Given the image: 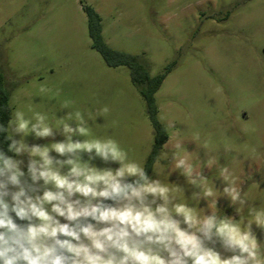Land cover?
<instances>
[{
	"label": "rangeland",
	"instance_id": "374dc122",
	"mask_svg": "<svg viewBox=\"0 0 264 264\" xmlns=\"http://www.w3.org/2000/svg\"><path fill=\"white\" fill-rule=\"evenodd\" d=\"M86 5L99 13L110 47L138 55L151 76L171 66L155 94L169 138L149 176L200 218L214 213L245 228L264 211V0H0L11 119L19 110L34 123L40 113L57 132L55 140L29 134L26 143L63 140V124L75 127L80 111L91 135L74 139L111 138L145 168L156 138L146 100L130 67L110 66L95 48ZM6 154L27 163L26 154ZM181 158L191 175L175 167ZM225 187L239 198L232 201ZM208 188L215 195L207 202L193 199ZM252 230L264 254V229ZM216 250L230 255L219 244Z\"/></svg>",
	"mask_w": 264,
	"mask_h": 264
},
{
	"label": "clouds",
	"instance_id": "9594fccd",
	"mask_svg": "<svg viewBox=\"0 0 264 264\" xmlns=\"http://www.w3.org/2000/svg\"><path fill=\"white\" fill-rule=\"evenodd\" d=\"M75 118V127L63 124V140L44 146L25 140L29 134L55 140L57 132L43 114H35L33 123L15 110L7 127L0 125L8 151L28 157L25 164L0 150V264H264L252 230L254 224L264 229V211H256L243 229L231 217L200 218L128 161L117 141L74 139L91 135L80 111ZM97 160L119 166L97 167ZM175 167L191 175L185 159ZM223 191L232 201L239 198L235 188ZM214 195L211 188L203 197L192 193L206 202ZM217 244L230 255L222 257Z\"/></svg>",
	"mask_w": 264,
	"mask_h": 264
},
{
	"label": "trees",
	"instance_id": "16d2710c",
	"mask_svg": "<svg viewBox=\"0 0 264 264\" xmlns=\"http://www.w3.org/2000/svg\"><path fill=\"white\" fill-rule=\"evenodd\" d=\"M84 8L88 14L90 35L95 48L101 52L110 66L127 65L130 67L132 81L139 87L141 94L146 100L149 114L156 129L153 150L145 167L149 174L154 161L169 138L166 127L158 120V106L155 94L162 86L166 73L171 66L164 73L151 76L149 68L142 63L138 55L114 49L105 42L102 35V23L99 13L89 5H86ZM10 95L6 76L0 67V125L5 127H7L9 120L12 118ZM6 135V133L0 132V150L4 152L8 151V145L10 143ZM17 222L25 223L21 221Z\"/></svg>",
	"mask_w": 264,
	"mask_h": 264
}]
</instances>
